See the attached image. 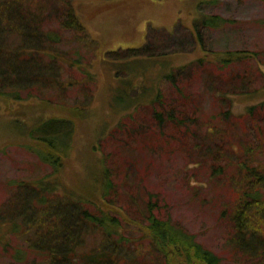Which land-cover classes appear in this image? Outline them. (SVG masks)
Here are the masks:
<instances>
[{"label": "rangeland", "instance_id": "obj_1", "mask_svg": "<svg viewBox=\"0 0 264 264\" xmlns=\"http://www.w3.org/2000/svg\"><path fill=\"white\" fill-rule=\"evenodd\" d=\"M26 1L32 8L39 7L40 0ZM73 6L99 47L83 55L80 64H74L80 45L73 30L62 32L59 48L71 53L64 65L67 88L60 92L23 91L19 101L0 96V204L11 198L10 182L47 179L57 183L55 193L59 195L71 193L103 209L106 204L134 249L147 222V202L156 201L160 218L193 235L222 264H264L263 258L255 260L245 247H237V224L228 209L237 197L236 165L243 157L240 144L256 146L264 141V64L243 63L252 67L251 75L246 74L243 64L222 71L208 64L195 65L171 82L160 79L166 70L157 61L146 72V81L138 83L139 76L120 70L118 61L107 57L110 52L142 47L149 28L171 33L182 25L185 28L179 27L171 35L152 33L154 47L150 53L176 67L196 61L204 51H257L264 63V3L75 0ZM58 8L54 5L46 12L45 30H58L62 20ZM201 14L220 15L234 22L220 29H202V43L197 45L190 29ZM135 63L140 62L130 63L132 69ZM116 70L121 72L119 76ZM248 79L247 88L252 92L237 94L243 80ZM144 89L145 97L141 95ZM157 91L162 96L152 103ZM137 97V103L123 112ZM75 102L83 104L80 106L88 113L84 119L75 120L69 151L54 172L26 133L46 117H70L64 107ZM226 103L231 106L232 117H224ZM261 105L253 117H238L248 107ZM170 111L177 114L175 119L184 120L168 121ZM158 114L163 122H159ZM103 167L109 170L112 181L104 203L100 190ZM26 238L10 223H0V264H45L43 256L29 248ZM144 253L147 256L148 249ZM179 253L172 246L168 258L157 251L152 258L147 257L150 264H188Z\"/></svg>", "mask_w": 264, "mask_h": 264}, {"label": "trees", "instance_id": "obj_2", "mask_svg": "<svg viewBox=\"0 0 264 264\" xmlns=\"http://www.w3.org/2000/svg\"><path fill=\"white\" fill-rule=\"evenodd\" d=\"M74 1L40 0L39 7L32 8L26 0H0V96L19 101L22 99L23 91L38 90L43 93V90L54 89L60 92L67 88L63 80L64 65L69 62L71 53L59 48L62 32L73 30L74 39L80 45V50H76L77 59L74 64H80L83 55L97 51L99 44L91 38L87 28L77 17ZM261 1L264 3V0ZM210 2L215 3L217 0ZM54 5L59 6L62 15L56 32L45 30L43 25L46 12ZM233 22L220 15L201 14L195 18L190 30L197 45H201L202 29H220ZM179 27L185 28L180 25L177 29ZM164 31L168 35L174 33L165 29L149 28L146 42L142 47L110 52L107 57L109 60H117L120 70L139 76L138 83L146 81V72L156 65L157 61L166 70L162 72L164 74H161V77L159 76L160 79L171 82H175L176 77L183 75L195 65L208 64L222 71L243 63L255 62L258 67L264 64L260 58L261 52L227 50L204 51L196 61L176 67L170 60H161L150 53L154 47L151 41L152 33ZM137 61L140 63H135V68L132 69V63ZM245 64L243 65L247 67L246 74L251 75L252 67ZM116 71L119 76L121 72ZM248 80L249 82L243 80L240 90H236L237 94L252 92L247 88L251 81ZM135 84L137 82L132 85V89ZM131 92L132 90L130 94ZM146 94L147 90L144 89L141 95L145 97ZM161 96L157 91L151 102L158 101ZM59 98L64 100L61 94ZM138 98L128 104L129 108L123 112L137 103ZM222 98L230 102L225 96ZM128 100L131 101L129 97ZM80 105L83 104L75 102L64 107L70 117H46L37 125L30 126L26 133L37 143L38 155L54 168V172L61 167L69 151L75 133V120L84 119L85 113H88L86 107ZM226 105L228 110L224 112V117H232L231 106L227 103ZM263 105L248 107L246 113L238 117H253L254 111ZM167 114L168 121L184 120L175 119L178 116L174 111ZM157 118L159 122H163L161 114H158ZM240 148L243 157L236 165L237 197L228 208L231 218L237 224L235 243L241 249L245 247L253 259L263 258L264 262V141L256 146L241 143ZM50 176L51 174L46 178ZM100 178L101 201L104 203L106 194L112 186L106 167L102 168ZM8 187L13 193L8 202L0 204V223H10L16 233L27 237L24 239L25 242L32 251L43 256L45 264H143V261L144 264H150L147 256L152 258L157 251L168 258L169 248L172 246L188 264L197 262L222 264L219 257L199 244L193 235L174 225L171 220L160 218L157 215L159 211L156 201L147 202L144 210L147 222L139 232L142 237L138 243L136 242V248L132 249L129 246L131 241L120 232L119 219L112 215L106 204H103V209L91 200L71 193L59 195L55 193L57 183L54 184L47 179L37 182H10ZM148 243L150 246H145ZM145 249H148L147 256L144 253ZM154 261L159 262L160 259L155 258Z\"/></svg>", "mask_w": 264, "mask_h": 264}]
</instances>
